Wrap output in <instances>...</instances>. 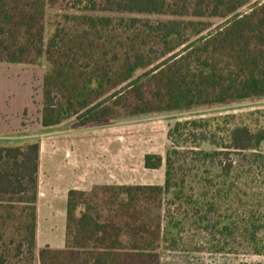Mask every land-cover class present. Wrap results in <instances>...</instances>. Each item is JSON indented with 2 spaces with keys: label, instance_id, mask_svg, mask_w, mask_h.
Returning a JSON list of instances; mask_svg holds the SVG:
<instances>
[{
  "label": "trees",
  "instance_id": "16d2710c",
  "mask_svg": "<svg viewBox=\"0 0 264 264\" xmlns=\"http://www.w3.org/2000/svg\"><path fill=\"white\" fill-rule=\"evenodd\" d=\"M252 1L0 0V63H46L43 128L264 99V1L240 13ZM133 14L168 19L124 16ZM211 19L223 22L211 29ZM257 114L175 122L165 157H143L145 169L164 165L162 185L69 190L60 249L36 244L39 143L0 146V264H157L161 240H172L185 222L230 236L240 231L264 255L257 235L264 231L257 215L264 121ZM251 182L261 191L248 196ZM229 198L244 212L248 206V216L236 215L238 208L224 223L212 219ZM164 199L187 210L174 219L168 209L162 227L161 216L146 211Z\"/></svg>",
  "mask_w": 264,
  "mask_h": 264
},
{
  "label": "rangeland",
  "instance_id": "374dc122",
  "mask_svg": "<svg viewBox=\"0 0 264 264\" xmlns=\"http://www.w3.org/2000/svg\"><path fill=\"white\" fill-rule=\"evenodd\" d=\"M264 0H253L250 4L240 9V13L247 12L251 5L263 2ZM70 13L77 14V9L70 10ZM104 15L115 16L116 14L102 13ZM141 19L142 21H154L157 19H168L165 16H155L146 14L124 15ZM212 28L220 25L223 20L211 19ZM205 31L203 35L207 34ZM46 63L42 60L38 65L27 64H6L0 63V120L8 119L11 123L14 121L22 127L17 128L14 136L20 137L29 134L30 129H36L40 117L42 106V77L46 71ZM141 73V71L139 72ZM259 111L253 119L264 121V99L243 101L228 105L193 108L185 111L162 112L134 117L123 118L120 120H108L97 124L102 125L103 129H112L119 135V144L116 147L115 163L119 164V173L125 175L129 171H137V178L134 179V185H162L164 182V165L158 171L144 170L142 166L143 155L148 153H158L163 158L166 150L171 146L166 139V133L170 126L177 121H185L199 118L223 117L226 115H241ZM23 112V114H22ZM81 125L77 123L75 118L67 120L60 129L73 128ZM88 125V124H87ZM82 126V125H81ZM29 127V128H28ZM79 127V126H78ZM28 128V130H27ZM26 129V131H24ZM57 129V128H56ZM59 129V128H58ZM42 133L47 140L55 137L49 128L42 129ZM118 137V136H117ZM25 138H14L6 140L3 146H14L16 143L25 141ZM109 142V141H108ZM23 145V144H21ZM105 147V144L103 145ZM105 153L108 158V143L105 147ZM203 149L209 150L207 145H202ZM264 151V143L262 144ZM56 159L59 164L52 165L47 168V174L50 175L52 183L63 182L65 186H73L74 173L70 169H66V163L63 164L64 158L62 153H58ZM65 167H63V165ZM117 164V165H118ZM128 167V168H127ZM117 171V169H116ZM160 183V184H159ZM189 184V183H188ZM193 184V183H190ZM261 185L251 182L244 187V191L248 196L259 193ZM197 192L196 188L194 189ZM164 199L161 207H150L146 213L147 216H161L162 227L169 216L174 219L184 218L186 214V206L180 202H168ZM245 202V201H244ZM243 202V203H244ZM173 203V204H172ZM220 203V204H219ZM220 205L217 212L210 214L212 219L225 222V217L232 214L239 208L236 215L246 218L248 206H244L245 212L241 206L229 200L219 202ZM62 204V203H61ZM202 210V214H203ZM254 211V210H253ZM257 215H264V206L260 208ZM164 225V226H163ZM179 232H174L172 240L160 242L158 248L159 259L157 264H264V255H257L252 252V247L248 246L242 238V232L237 231L234 235L221 234L218 228L205 229L203 227H194L188 225V222L182 224ZM222 225L219 226V228ZM242 229V228H241ZM240 229V230H241ZM258 239H264V231H260ZM156 264L152 260L145 263Z\"/></svg>",
  "mask_w": 264,
  "mask_h": 264
},
{
  "label": "crops",
  "instance_id": "0c3cea01",
  "mask_svg": "<svg viewBox=\"0 0 264 264\" xmlns=\"http://www.w3.org/2000/svg\"><path fill=\"white\" fill-rule=\"evenodd\" d=\"M65 123L67 121L55 127H50L49 129L57 134L52 139L47 140L42 133V129L45 128L40 124V117L36 129L31 128L29 134L20 137L14 136L13 133L17 132V128L22 127V120L20 124L17 121L11 123L8 119L0 120V143L5 144L6 140L9 139L25 138V141L15 145L36 141L40 145L36 203V244L38 247L63 248L66 200L69 190L89 191L94 186L134 185V179L137 178V171L131 172L130 170L132 169H129L125 175L119 173L120 167L118 166H120V163H117V165L114 158L117 151L116 147L119 144V135L115 131L103 129L102 125L89 124L60 129ZM107 143L109 156L105 158L107 155L105 153ZM2 144L0 146H3ZM104 144L105 147L103 146ZM58 153H62L63 164L66 163V169H70L74 173L73 186H65L63 182L60 184L57 182L52 186V179L47 174V168L56 163L57 166L61 164L56 159ZM142 166L144 168L143 161ZM144 170L148 169L144 168ZM158 170L160 169L152 171Z\"/></svg>",
  "mask_w": 264,
  "mask_h": 264
}]
</instances>
